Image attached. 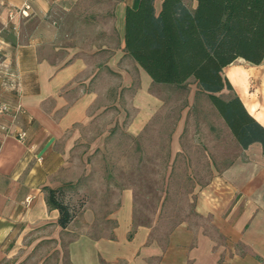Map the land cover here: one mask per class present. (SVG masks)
Returning <instances> with one entry per match:
<instances>
[{"label":"crops","instance_id":"crops-1","mask_svg":"<svg viewBox=\"0 0 264 264\" xmlns=\"http://www.w3.org/2000/svg\"><path fill=\"white\" fill-rule=\"evenodd\" d=\"M182 1L189 10L197 4ZM138 2L0 0V105L20 109L0 114V264H264L259 143L199 191L195 211L205 227L182 221L165 234L133 225L128 186L120 201L109 198L108 212L90 202L65 229L57 225L47 190L70 182L69 142L84 140L80 129L94 120L101 88H117L128 61L151 81L124 51L125 11ZM260 70L264 62L237 59L223 74L264 126V95L248 91Z\"/></svg>","mask_w":264,"mask_h":264},{"label":"rangeland","instance_id":"rangeland-1","mask_svg":"<svg viewBox=\"0 0 264 264\" xmlns=\"http://www.w3.org/2000/svg\"><path fill=\"white\" fill-rule=\"evenodd\" d=\"M127 67L117 88H101L94 120L80 129L84 140L69 142L70 182L56 189L76 216L90 202L108 212L109 198L120 201L128 186L133 225L165 234L182 221L205 227L195 211L199 191L231 163L245 161L244 153L193 79L155 84L129 61ZM249 80L248 91L261 100L264 70Z\"/></svg>","mask_w":264,"mask_h":264},{"label":"trees","instance_id":"trees-1","mask_svg":"<svg viewBox=\"0 0 264 264\" xmlns=\"http://www.w3.org/2000/svg\"><path fill=\"white\" fill-rule=\"evenodd\" d=\"M139 0L127 7L124 51L152 83L184 85L193 79L241 149L259 143L264 151V126L233 93L223 69L237 59L257 66L264 62V0H197L189 10L182 0ZM64 191L47 190V204L57 210L65 229L75 218Z\"/></svg>","mask_w":264,"mask_h":264},{"label":"built area","instance_id":"built-area-1","mask_svg":"<svg viewBox=\"0 0 264 264\" xmlns=\"http://www.w3.org/2000/svg\"><path fill=\"white\" fill-rule=\"evenodd\" d=\"M26 8L28 7V5L25 6ZM17 110L19 111L20 109L19 108H16V110L14 109H11L10 106L8 104H1L0 105V114H10L11 112H17ZM24 137V134L21 133L19 134V139L22 140Z\"/></svg>","mask_w":264,"mask_h":264}]
</instances>
